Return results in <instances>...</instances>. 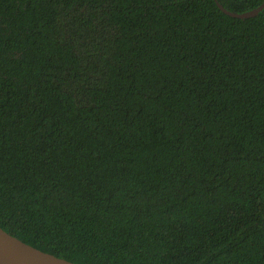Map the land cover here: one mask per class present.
I'll return each mask as SVG.
<instances>
[{"label":"trees","instance_id":"obj_1","mask_svg":"<svg viewBox=\"0 0 264 264\" xmlns=\"http://www.w3.org/2000/svg\"><path fill=\"white\" fill-rule=\"evenodd\" d=\"M264 0H0V228L76 264H264Z\"/></svg>","mask_w":264,"mask_h":264},{"label":"water","instance_id":"obj_2","mask_svg":"<svg viewBox=\"0 0 264 264\" xmlns=\"http://www.w3.org/2000/svg\"><path fill=\"white\" fill-rule=\"evenodd\" d=\"M217 1V0H216ZM221 11L232 18L250 19L255 18L264 10V3L258 8L238 14L225 9L220 3ZM0 264H76L54 255L42 252L18 238L8 234L0 228Z\"/></svg>","mask_w":264,"mask_h":264}]
</instances>
